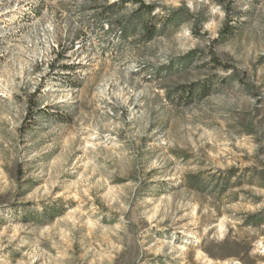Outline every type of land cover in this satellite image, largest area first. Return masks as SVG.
I'll use <instances>...</instances> for the list:
<instances>
[{
    "label": "rangeland",
    "instance_id": "1",
    "mask_svg": "<svg viewBox=\"0 0 264 264\" xmlns=\"http://www.w3.org/2000/svg\"><path fill=\"white\" fill-rule=\"evenodd\" d=\"M122 1L0 0V264H264V0Z\"/></svg>",
    "mask_w": 264,
    "mask_h": 264
},
{
    "label": "trees",
    "instance_id": "2",
    "mask_svg": "<svg viewBox=\"0 0 264 264\" xmlns=\"http://www.w3.org/2000/svg\"><path fill=\"white\" fill-rule=\"evenodd\" d=\"M126 3H133L134 5L138 6V10L144 11L148 14H152L156 9L155 5H149L145 3L143 0H123L122 1V5H125ZM169 14H171L170 17L172 19H175L178 16V13L171 12V11L169 12Z\"/></svg>",
    "mask_w": 264,
    "mask_h": 264
}]
</instances>
